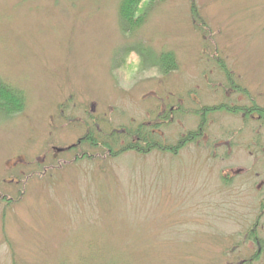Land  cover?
<instances>
[{
	"label": "rangeland",
	"instance_id": "1",
	"mask_svg": "<svg viewBox=\"0 0 264 264\" xmlns=\"http://www.w3.org/2000/svg\"><path fill=\"white\" fill-rule=\"evenodd\" d=\"M119 3L0 0V264H264V0Z\"/></svg>",
	"mask_w": 264,
	"mask_h": 264
},
{
	"label": "flooded vegetation",
	"instance_id": "2",
	"mask_svg": "<svg viewBox=\"0 0 264 264\" xmlns=\"http://www.w3.org/2000/svg\"><path fill=\"white\" fill-rule=\"evenodd\" d=\"M182 105V101L181 100H177L175 101L174 105L176 106H172L170 107L169 111L170 113L172 112H176L177 110V106L178 105ZM239 108V107H237ZM235 110V109H234ZM258 109L256 107H252L248 110V115H250L251 119L253 120H261V118L264 117V114H263V117L261 115L258 114ZM258 114V115H257ZM198 138L200 139V143H204V144H208L209 140H208V135L207 133H203V131L201 130V128H199L197 131L195 132H188V136L186 137V141H192L194 138ZM185 141V139L183 140V142ZM80 141H78L79 143ZM182 142V143H183ZM203 144V145H204ZM181 145V144H180ZM257 145H259L256 141V137L255 135H253L252 137V143L251 145H249V149L250 147H252L254 150L257 149ZM220 144L219 142L217 143H213L212 144V147L217 149V148H220ZM264 148V147H263ZM262 148V149H263ZM250 153V156H251V153L253 152H249ZM256 163H258V161H256ZM255 163V164H256ZM264 168V167H263ZM262 167H260L259 170L255 169V166L252 167V171H254L252 177L253 179L252 180H249L248 181H244L243 182V189H246L248 190L249 188L251 189V193L256 195L257 196V199H258V205L260 203V208L259 206L257 207V209L252 208L250 205H249V208H248V211L245 213L246 214V218L244 219L245 222L249 223L250 227H249V233L254 237V233L256 232L257 234L259 233L260 235H264V199L260 197V193L262 191H264V178H261L262 174L260 173ZM243 172V169L241 170L240 168H234L233 169V176L232 178H234L235 176H237L239 173H242ZM248 176L250 177V174H248ZM225 177H231V176H227L225 175ZM255 179H261L257 185H254L253 184V180ZM236 179V177H235ZM239 185H238V182L235 181V190H238L239 189ZM236 192H239V191H236ZM235 192V193H236ZM252 196H250L251 198ZM260 198V199H259ZM251 200V199H250ZM257 212V213H256ZM257 238L255 237L254 238V241L256 240ZM258 241H260L261 243L259 244L261 247H264V239H257Z\"/></svg>",
	"mask_w": 264,
	"mask_h": 264
},
{
	"label": "trees",
	"instance_id": "3",
	"mask_svg": "<svg viewBox=\"0 0 264 264\" xmlns=\"http://www.w3.org/2000/svg\"><path fill=\"white\" fill-rule=\"evenodd\" d=\"M151 1L152 0H120L119 22H120L121 27L123 26L124 30L127 29L128 26L130 28L136 27L143 18V15L142 16L139 15L142 13L141 8L144 5H149ZM158 62L160 66H164L165 64L167 65L171 64V59L168 55H164L163 58L160 59ZM5 90L4 89L2 90L3 92L2 98L5 97L7 101L10 100L8 103L10 102L17 103L18 101L20 104V97H18V95L13 90H10L8 88H6ZM12 100H14L15 102ZM12 110L13 111L16 110V106Z\"/></svg>",
	"mask_w": 264,
	"mask_h": 264
}]
</instances>
